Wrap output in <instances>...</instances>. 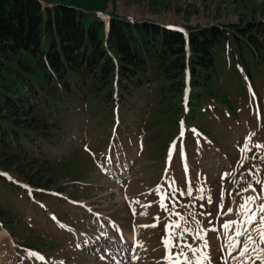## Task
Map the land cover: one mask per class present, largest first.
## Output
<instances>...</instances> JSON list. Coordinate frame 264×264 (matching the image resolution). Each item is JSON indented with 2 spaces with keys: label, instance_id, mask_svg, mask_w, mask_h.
Returning a JSON list of instances; mask_svg holds the SVG:
<instances>
[{
  "label": "rangeland",
  "instance_id": "374dc122",
  "mask_svg": "<svg viewBox=\"0 0 264 264\" xmlns=\"http://www.w3.org/2000/svg\"><path fill=\"white\" fill-rule=\"evenodd\" d=\"M40 1L73 5L85 22L106 20L110 14L182 27L241 26L246 21L264 19V0ZM263 24L261 31L255 30L259 37H252V42L260 38L264 43ZM256 50V58L236 44L232 50L225 47L215 51L218 91L223 96L215 97L219 102L211 100L215 107H209L205 114L193 116L194 123L210 133L205 135L210 139L201 133L197 138L185 134L182 147L181 136L178 139L174 134L177 108L173 103L175 109L169 116L140 119L137 139H127L121 147L125 138L121 139L122 135L111 127L117 116L111 115L101 100L87 98V115L99 117L97 123H88L86 130L82 124V118H86L78 111L72 108L62 112L57 119L66 130L69 145L55 149L46 145L48 150L60 153L61 159L73 158L68 161L70 175L57 180L63 182L62 188L49 187L51 191H45L56 195L60 202L54 204L43 195L36 196L37 187L30 185L8 191L0 181V207L8 209L16 223L13 233L0 223V232L6 233L2 246L3 252H8L9 263L167 264L164 258L180 251L177 238L187 228L185 244L199 247L207 242V249L198 253L200 258L210 256L211 264H225L227 257L229 264L223 247V224L238 219L235 213L245 197L264 196V45ZM77 100L70 98V104L75 106ZM150 101H157L155 92ZM153 107L152 113L162 114L163 107ZM131 116L130 122H135ZM120 127H129L127 136L133 137L134 126ZM189 130L197 131L194 127ZM211 145L217 147L213 149L216 153H209ZM237 228L241 225H233L228 234L234 236ZM115 230L121 231L119 240L111 237H116L112 233ZM197 234L203 240H194ZM93 238L96 241L92 243ZM115 249L122 255L114 258ZM183 250L188 252L187 247Z\"/></svg>",
  "mask_w": 264,
  "mask_h": 264
},
{
  "label": "trees",
  "instance_id": "16d2710c",
  "mask_svg": "<svg viewBox=\"0 0 264 264\" xmlns=\"http://www.w3.org/2000/svg\"><path fill=\"white\" fill-rule=\"evenodd\" d=\"M263 23L264 19L241 26L178 27L114 14L85 22L73 5L0 0L1 183L12 192L19 185L37 187L36 196L60 202L45 192L62 188L57 180L70 175L68 161L73 159H61L54 150L69 145L57 118L73 108L86 118L84 128L97 123L98 115H87V98L101 100L125 132L129 127L121 125L134 126L139 134L144 116H169L173 103L175 133L182 121L203 136L210 134L194 123L193 116L205 114L215 107L212 101H220L215 97L223 96L215 51L232 50L236 44L256 58L258 45L264 43L260 38L252 42V37H259L254 32L261 31ZM73 97L78 99L75 106L70 104ZM153 105L163 107L162 114L152 113ZM47 144L54 149L48 150ZM9 213L0 207V223L13 233L16 223Z\"/></svg>",
  "mask_w": 264,
  "mask_h": 264
},
{
  "label": "snow or ice",
  "instance_id": "6c2138e0",
  "mask_svg": "<svg viewBox=\"0 0 264 264\" xmlns=\"http://www.w3.org/2000/svg\"><path fill=\"white\" fill-rule=\"evenodd\" d=\"M245 191H247V189H245ZM188 195H192L190 188L188 190ZM257 200L264 201V196L249 195L245 197L244 203L240 205L235 213L238 219H229L223 224L225 230L223 234L225 237L223 247L229 250V256H231L232 252H237L238 250L237 255L232 258L237 261H241V258H244L242 264H256L257 260L260 261V264H264V247H261V245H264V202L257 204ZM161 206H163V204ZM228 211L231 213L233 210L230 208ZM236 224H240L242 230H236L234 236H230L228 230L233 228V225ZM176 227L178 228L179 225L177 224ZM187 231L188 229L185 228L177 238L180 241V251L174 256H171V253H169V255H166L164 258L167 264H211L210 256L197 259L198 253L207 249V242L204 241L199 247L185 244L184 233ZM173 236H175V233H173ZM241 237H243V239H240ZM194 240H203V237L197 234ZM164 243L165 247H168V241L166 240ZM184 247L188 248L187 253L184 252ZM189 253H191V256ZM169 256H171L170 259ZM181 257H183V260H181ZM225 264H227V257L225 258Z\"/></svg>",
  "mask_w": 264,
  "mask_h": 264
},
{
  "label": "bare ground",
  "instance_id": "6f19581e",
  "mask_svg": "<svg viewBox=\"0 0 264 264\" xmlns=\"http://www.w3.org/2000/svg\"><path fill=\"white\" fill-rule=\"evenodd\" d=\"M236 230H242V228L241 229L237 228ZM240 239H243V237H241ZM6 240H7L6 233L0 232V264H10L9 263L8 252L7 251L3 252L2 244L6 243ZM261 247H264V245H261ZM227 252H228L227 255H228V259H229V264H242V260L244 258H241V261H237L236 259L232 258V257H235L237 255L238 250H237V252H232L231 256H229V250L228 249H227ZM253 255H255V254H253ZM198 257L200 258L201 255H198ZM256 264H260V261L257 260Z\"/></svg>",
  "mask_w": 264,
  "mask_h": 264
}]
</instances>
